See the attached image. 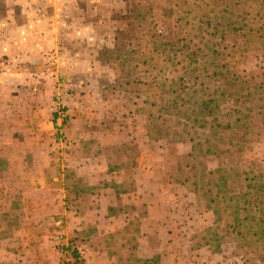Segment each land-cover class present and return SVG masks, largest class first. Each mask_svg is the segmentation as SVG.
Instances as JSON below:
<instances>
[{"label": "rangeland", "instance_id": "rangeland-1", "mask_svg": "<svg viewBox=\"0 0 264 264\" xmlns=\"http://www.w3.org/2000/svg\"><path fill=\"white\" fill-rule=\"evenodd\" d=\"M0 264H264V0H0Z\"/></svg>", "mask_w": 264, "mask_h": 264}, {"label": "crops", "instance_id": "crops-1", "mask_svg": "<svg viewBox=\"0 0 264 264\" xmlns=\"http://www.w3.org/2000/svg\"><path fill=\"white\" fill-rule=\"evenodd\" d=\"M144 245V244H143ZM143 245H139V248H141Z\"/></svg>", "mask_w": 264, "mask_h": 264}]
</instances>
